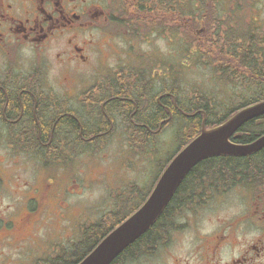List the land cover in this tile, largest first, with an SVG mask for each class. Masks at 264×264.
Wrapping results in <instances>:
<instances>
[{
	"label": "flooded vegetation",
	"instance_id": "flooded-vegetation-1",
	"mask_svg": "<svg viewBox=\"0 0 264 264\" xmlns=\"http://www.w3.org/2000/svg\"><path fill=\"white\" fill-rule=\"evenodd\" d=\"M252 3L0 0V146L63 147L64 168L74 156L114 144L140 153L143 161L133 176L98 169L97 181L106 191L100 199L108 210L80 230L98 243L112 230L108 228L120 222L100 231L102 225L147 184H139L147 176L142 164L155 147L166 144L164 133L174 126L170 123L193 117L179 105L181 94L167 89L166 70L176 61L169 60L167 52L188 51L195 56L194 52L206 50L214 57L230 45L242 49V34L264 37L263 8L255 9ZM184 8L201 9L203 17L184 14ZM184 35L194 37L190 45ZM230 35L240 37L238 46L226 41ZM207 64L196 59L197 66ZM47 125V134H43ZM28 128L35 132L31 141L19 140L13 133ZM175 139L170 159L192 138ZM256 162L260 168L250 172L243 159L242 171L212 174L218 177L201 182L206 185L201 187L187 178L188 172L166 203L180 214L173 227L163 232L160 248L167 253L176 236L191 226V264H264V157L258 155ZM231 194L239 196L238 210L233 209L231 216H219V208L229 204ZM205 213L207 228L201 225ZM174 261L190 264L185 259Z\"/></svg>",
	"mask_w": 264,
	"mask_h": 264
},
{
	"label": "rangeland",
	"instance_id": "rangeland-1",
	"mask_svg": "<svg viewBox=\"0 0 264 264\" xmlns=\"http://www.w3.org/2000/svg\"><path fill=\"white\" fill-rule=\"evenodd\" d=\"M252 2L255 9L263 8L264 16V0ZM249 17L259 25L254 14ZM167 58L176 60V66L166 70L168 86L177 87L182 98L203 95L211 101L214 113L224 114L245 99L255 97L261 90L259 84L251 82L250 78H242L234 84L221 83L210 67L196 65L193 54L172 51L167 52ZM183 123L186 122L183 120ZM180 124L179 128L175 124L176 128L167 129L164 133L166 144L155 147L154 153L144 159L142 166L147 176L139 184H147L135 195L134 201L146 195L166 164L168 157H163L166 152L174 150L175 129L180 131ZM142 161L140 153L114 144L96 153L74 156L67 168L55 165L46 169L44 163L31 153L14 152L0 146V264H35L78 243L80 230L108 210L100 199L106 191L97 181L98 169L131 172L133 176L137 173L134 169ZM67 187L70 192L64 189ZM238 198V195H229V204L220 207L218 215H233V209L239 208ZM201 219V225L207 228L208 214H203ZM192 231L190 226L178 234L169 244L167 253L160 248L153 255L128 264H175V258L188 260L191 264ZM86 238L89 240L88 236Z\"/></svg>",
	"mask_w": 264,
	"mask_h": 264
},
{
	"label": "trees",
	"instance_id": "trees-1",
	"mask_svg": "<svg viewBox=\"0 0 264 264\" xmlns=\"http://www.w3.org/2000/svg\"><path fill=\"white\" fill-rule=\"evenodd\" d=\"M191 4H188V6ZM187 5H184L186 7ZM184 14L186 12L191 13L193 18H202L203 10H194L191 8H184ZM184 37L189 41L188 44H191V41L194 39L192 36L184 35ZM245 37L247 40H245ZM240 38L239 36H226V41L232 43L236 46L238 44L236 41ZM244 40L246 42H244ZM264 37L252 36L242 34V49L232 47L231 45L224 50L215 52V56H212V52L206 50H198L194 53L198 61L201 64L208 63L207 65L211 67L213 74L217 80H220L221 83L225 84H234L237 81H242V78H250L251 82H256L259 84L261 90L256 94L255 97L250 99H245L243 102H240L236 106L230 108L224 114L214 113L211 106V101L205 98L203 95L190 96L187 99H179V105L187 112H196L193 117H181L184 124L180 137L184 138V141H187L189 138H193L199 133L201 122L203 120L202 113H205V126L210 128L215 125L220 124L226 120L230 115H232L238 109L247 106L249 104L258 102L264 99ZM206 46V43H205ZM167 89H172L176 95L179 90L175 88L168 87ZM32 118V116H29ZM172 123V122H171ZM170 123V124H171ZM28 127V125L26 123ZM48 126L43 127V134H47ZM14 134L18 135V139H34L35 132L28 128L27 131L22 129L13 131ZM264 133V115L251 119L245 123L239 130L237 137H232L233 141L239 143H247L258 135ZM12 151H25L29 152L36 157L42 158L45 164L51 162L57 163L61 156L64 153L63 147H53L43 149L41 147L35 146H17L10 148ZM264 157V150L260 153H253L247 156H230V155H218L212 156L203 159L195 167L189 171L187 178H192L194 183H197L195 186L201 187L206 186L201 182L205 180L209 181L213 177H218L217 175L213 176L212 174H229L232 175L235 172L242 171V160H247L248 170L251 172L254 169L260 168V164L256 165L257 156ZM203 174V175H202ZM209 176H206V175ZM221 177V176H220ZM233 178V177H231ZM182 186V183L179 184V187ZM176 193H174L175 195ZM136 198V196H134ZM146 195L139 197L136 201H127L126 203L120 205V209L116 211L110 220L104 225H102V230H105L108 225H111L116 220L122 222L127 218L131 213H133L140 204L144 201ZM180 212L174 208L169 209L168 204L163 208L160 215L152 223V225L145 230L138 238H136L131 244L124 248L116 257H114L108 264H127L137 260L138 258L147 257L153 255L158 249L163 232L170 230L173 226V221ZM164 226L166 229L164 230ZM113 228H108L111 230ZM99 231V232H100ZM96 244L93 243V239L89 240L86 237H83L78 243L72 245L70 248H64L60 251L59 255H54L51 258H43V260H38L35 264H76L78 263Z\"/></svg>",
	"mask_w": 264,
	"mask_h": 264
},
{
	"label": "water",
	"instance_id": "water-1",
	"mask_svg": "<svg viewBox=\"0 0 264 264\" xmlns=\"http://www.w3.org/2000/svg\"><path fill=\"white\" fill-rule=\"evenodd\" d=\"M262 114L264 100L241 108L212 128H205L203 118L200 133L171 160L145 202L77 264H108L152 225L180 180L203 158L214 155H247L264 147V134L246 144L230 140L232 134L244 123Z\"/></svg>",
	"mask_w": 264,
	"mask_h": 264
},
{
	"label": "bare ground",
	"instance_id": "bare-ground-1",
	"mask_svg": "<svg viewBox=\"0 0 264 264\" xmlns=\"http://www.w3.org/2000/svg\"><path fill=\"white\" fill-rule=\"evenodd\" d=\"M173 227V226H172Z\"/></svg>",
	"mask_w": 264,
	"mask_h": 264
}]
</instances>
